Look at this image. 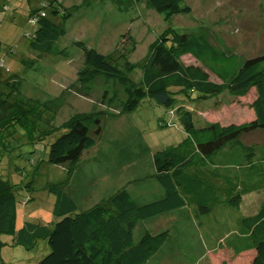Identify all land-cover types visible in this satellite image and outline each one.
<instances>
[{"label": "trees", "instance_id": "1", "mask_svg": "<svg viewBox=\"0 0 264 264\" xmlns=\"http://www.w3.org/2000/svg\"><path fill=\"white\" fill-rule=\"evenodd\" d=\"M65 1L42 0L43 5L31 12L33 49L50 53L56 50L57 41L66 33L64 22L80 8L69 7ZM147 1L167 21L175 15L192 12L186 0ZM75 44L82 48L85 58V66L78 71V89L83 94L92 91L98 78L114 81L122 86L125 97L122 99L116 90L106 89L104 100L109 105L118 103L124 113H132L144 101L153 99L170 109L184 127L186 135L182 141L152 149L154 178L165 193L141 203L123 186L80 210L67 185L86 152L103 138L107 111L77 114L56 126L54 101L25 96L22 75L13 73L9 79L0 80V169L7 165L5 169L11 172L6 177L0 171V250L4 244L1 237L9 234L13 245L27 249H33L40 240L46 241L48 251L36 264H147L172 235L170 229L156 233L146 230L135 239V229L141 220L188 206H195L200 216L208 215L215 203L230 202L243 193L264 188V171L256 164L254 145L246 146L244 152L233 148V144L224 150L243 134L264 129V53L238 63L236 54L214 45L207 33H187L169 27L152 43L143 64L142 80L136 81L131 76L133 64L123 68L118 64L119 56L104 54L83 41ZM185 54L192 55L197 62L186 63L182 59ZM211 73L220 81L212 79ZM251 88L256 90L252 102L255 116L240 123H199L181 100L213 98L225 91L239 94ZM158 124L166 127L170 122L161 116ZM38 142L44 143L45 155L40 161L61 166L67 178L46 185L56 197L55 219L45 223L25 221L17 229V205L35 199V186L33 180L16 182L14 174L26 171L24 159L29 161ZM17 158L23 159L13 162ZM208 161L214 164L209 177L216 182L223 181L222 171L234 164L243 178L239 183L229 178L227 188L222 190L223 184L207 182L201 173L188 171ZM239 186L243 188L238 189ZM221 191H225L224 200ZM243 225L242 233H246L248 242L244 248L254 250L252 264H264V202L255 215L244 218ZM2 264L14 263L2 261Z\"/></svg>", "mask_w": 264, "mask_h": 264}, {"label": "rangeland", "instance_id": "2", "mask_svg": "<svg viewBox=\"0 0 264 264\" xmlns=\"http://www.w3.org/2000/svg\"><path fill=\"white\" fill-rule=\"evenodd\" d=\"M41 1L0 0V80L20 73L25 96L54 101L56 126L77 114L107 111L104 136L86 152L68 182L67 191L80 210L93 206L123 186L141 203L161 197L164 188L154 178L152 149L182 141L186 135L184 127L170 109L153 99H147L132 113H124L118 103L109 105L107 99L104 100L106 89L116 90L122 99L125 97L122 86L114 81L98 78L92 91L83 94L78 89V71L85 66V58L75 42L83 41L104 54L119 56L118 64L123 68L133 64L131 76L136 81L142 80L143 64L152 43L169 27L187 33L205 32L214 45L236 54L238 63H242L247 57L264 53V0H186L192 12L175 15L168 21L147 0H66L67 6L79 5L80 8L64 22L66 33L57 41L52 53L37 51L30 45V31L34 28L30 14L43 5ZM182 59L186 63L197 62L190 54ZM211 78L220 81L213 73ZM255 97L256 90L251 88L239 94L225 91L213 98L181 100L194 112L199 123H240L255 116L252 108ZM161 116L170 122L168 126H159ZM232 144L239 152L254 145L256 164L264 171V129L243 134L224 150H229ZM36 148V152L29 155V161L24 159L26 171L14 174L16 182L33 180L35 186V199L17 205V229L25 221L45 223L55 219L56 197L46 185L67 178L61 166L40 161L45 155L43 142H38ZM19 159L23 158L11 161L19 163ZM213 160L216 162L217 157ZM213 166L208 161L188 171L201 173L207 182L223 184L222 190L227 188L229 178H234L235 183L243 178L234 164L226 166L222 171L225 178L216 182L209 177ZM6 167L0 171L7 177L11 172ZM223 192L220 196L224 200ZM263 202L264 188H260L230 202L215 203L208 215H198L195 206L172 210L141 220L135 229V239L146 230L154 233L171 230V238L147 264H252L254 250L244 248L248 242L246 233H242L243 220L255 215ZM1 239L4 244L0 264L2 261L36 264L48 251L45 240L27 249L20 244L13 245L12 235L4 234Z\"/></svg>", "mask_w": 264, "mask_h": 264}, {"label": "crops", "instance_id": "3", "mask_svg": "<svg viewBox=\"0 0 264 264\" xmlns=\"http://www.w3.org/2000/svg\"><path fill=\"white\" fill-rule=\"evenodd\" d=\"M160 192H161V191H160ZM164 193H165V192H164V190H163V191H162V194L164 195Z\"/></svg>", "mask_w": 264, "mask_h": 264}, {"label": "built area", "instance_id": "4", "mask_svg": "<svg viewBox=\"0 0 264 264\" xmlns=\"http://www.w3.org/2000/svg\"><path fill=\"white\" fill-rule=\"evenodd\" d=\"M44 3V2H43Z\"/></svg>", "mask_w": 264, "mask_h": 264}]
</instances>
